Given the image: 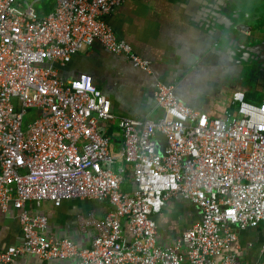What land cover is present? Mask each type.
<instances>
[{
    "label": "built area",
    "instance_id": "obj_1",
    "mask_svg": "<svg viewBox=\"0 0 264 264\" xmlns=\"http://www.w3.org/2000/svg\"><path fill=\"white\" fill-rule=\"evenodd\" d=\"M125 1L56 0L40 16L34 2L19 8L0 0V212L14 216L23 235L0 251L1 264L24 255L79 264H240L237 228L264 224V102L251 104L237 91L236 109L212 117L179 101L173 85L157 83L162 116L119 118L123 148L115 153L104 128L117 118L111 99L91 75L64 80L52 64L65 66L99 43L150 73L152 63L103 18ZM30 110L36 117L25 125ZM119 162L131 167L132 191L122 190ZM75 198L112 206L102 218L79 217L95 230L91 247L44 235L48 216L27 208ZM171 198L198 207L201 220L163 246L154 215Z\"/></svg>",
    "mask_w": 264,
    "mask_h": 264
},
{
    "label": "crops",
    "instance_id": "obj_2",
    "mask_svg": "<svg viewBox=\"0 0 264 264\" xmlns=\"http://www.w3.org/2000/svg\"><path fill=\"white\" fill-rule=\"evenodd\" d=\"M32 2L40 16L50 13L56 4V0H17V7L24 8ZM221 4L223 0H126L104 16L116 36L152 63L150 73L135 67L129 57L108 52L99 43L78 53L65 66L52 63L64 80H73L83 73L91 75L97 87L111 99L117 118L104 124V128L110 134L113 152L120 153L123 148V136L115 131L119 118L158 120L162 116L154 99L157 83L173 85L179 101L212 117L236 109L232 95L237 91L245 93L246 101L251 104L264 102V88H253V81H248L251 86L243 87L240 68L230 62L223 50L217 49L218 45L213 47L219 41L209 36L212 26L208 19L213 8L222 9ZM234 9L239 10L238 18L232 19L237 28L264 39V0H242ZM255 83L261 85L263 80ZM158 140L164 142L162 136ZM117 166L125 169L122 190L132 191L135 183L131 167L124 162ZM27 208L31 213L48 216L44 235L71 238L81 247H91L95 230L92 225L83 227L79 217L93 214L102 218L112 206L108 200L75 198L60 205L46 199L40 208L33 204ZM154 218L158 223L159 243L169 246L185 229L201 220V213L185 199L171 198ZM237 231L240 250L236 254L240 264H264V224L249 230L237 228ZM22 240L17 219L0 212V251L21 244ZM11 264L79 263L76 258L49 262L24 255Z\"/></svg>",
    "mask_w": 264,
    "mask_h": 264
},
{
    "label": "water",
    "instance_id": "obj_3",
    "mask_svg": "<svg viewBox=\"0 0 264 264\" xmlns=\"http://www.w3.org/2000/svg\"><path fill=\"white\" fill-rule=\"evenodd\" d=\"M241 2L242 0H223L222 9L213 8V13L208 19L212 26L209 36L219 41V44H214L213 47L218 45L217 49L223 50L230 62L240 68V82L243 87L251 86L248 81H253V88H264V39L259 40L256 34L239 30L232 20L238 18L239 10L234 8ZM259 79L263 80V84L255 83ZM164 152L165 146H161L159 153Z\"/></svg>",
    "mask_w": 264,
    "mask_h": 264
},
{
    "label": "rangeland",
    "instance_id": "obj_4",
    "mask_svg": "<svg viewBox=\"0 0 264 264\" xmlns=\"http://www.w3.org/2000/svg\"><path fill=\"white\" fill-rule=\"evenodd\" d=\"M255 105H260V104H255ZM36 117V113H35V111H29L28 112V115L25 117V125L27 124V122H30L32 119H34ZM118 126H119V121H118ZM24 127H26V126H24ZM115 127H116V129H115V131H118V132H120L121 133V130H120V128L119 127H117V123L115 124ZM122 134V133H121ZM110 135V134H109ZM108 135V136H109ZM110 137V136H109Z\"/></svg>",
    "mask_w": 264,
    "mask_h": 264
}]
</instances>
